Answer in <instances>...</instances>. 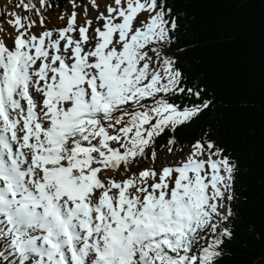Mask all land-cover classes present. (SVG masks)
Instances as JSON below:
<instances>
[{
  "label": "snow or ice",
  "instance_id": "snow-or-ice-1",
  "mask_svg": "<svg viewBox=\"0 0 264 264\" xmlns=\"http://www.w3.org/2000/svg\"><path fill=\"white\" fill-rule=\"evenodd\" d=\"M39 2L0 36V264H217L235 162L205 134L156 166L155 139L210 104L169 55L172 8L90 0L53 26Z\"/></svg>",
  "mask_w": 264,
  "mask_h": 264
},
{
  "label": "trees",
  "instance_id": "trees-1",
  "mask_svg": "<svg viewBox=\"0 0 264 264\" xmlns=\"http://www.w3.org/2000/svg\"><path fill=\"white\" fill-rule=\"evenodd\" d=\"M87 0H71V2ZM70 0H45L46 10ZM177 19L170 55L209 108L155 139L156 162L175 138L183 150L205 137L235 162L231 239L217 264H264V0H166ZM183 107L194 97L173 95ZM192 142V143H191ZM175 150V148L173 149ZM151 151L145 161H151ZM152 162V161H151Z\"/></svg>",
  "mask_w": 264,
  "mask_h": 264
},
{
  "label": "rangeland",
  "instance_id": "rangeland-1",
  "mask_svg": "<svg viewBox=\"0 0 264 264\" xmlns=\"http://www.w3.org/2000/svg\"><path fill=\"white\" fill-rule=\"evenodd\" d=\"M100 2V4L98 3ZM110 0H98L96 1V3H98L100 5V10L103 11L104 10V6L109 3ZM30 4V5H35L36 8L40 7V2L39 0H0V35L4 36L6 33H10L13 32L14 29L8 25L7 23H5L7 20H9L11 17L9 15V13H15L21 17H25L27 16L30 20H36L37 22H39L40 17H38L35 14V11H28L25 12L23 7H21V4ZM85 7H87V11L89 16H93V15H97L98 13L95 11V9L91 6V2L89 3H84V4H79L78 7H76V9L73 8V6L71 5L68 8H65L62 10H56V11H52V12H46V15L42 13L41 11V15L42 16H51V21L53 26H61L63 25L66 21L62 20L60 17L61 15H68L71 14L74 10L77 11L78 15H77V19L78 22L80 21V15L83 14ZM170 55V52H169ZM188 150H183L179 155H176L175 157H173L172 153H168L167 155V159H164L162 161L161 164H158L157 167H160L162 165L165 164H171L174 163L175 160H179L183 157V155H185L187 153ZM142 159V162L140 164L141 168H145L148 167L152 162L151 161H144Z\"/></svg>",
  "mask_w": 264,
  "mask_h": 264
},
{
  "label": "bare ground",
  "instance_id": "bare-ground-1",
  "mask_svg": "<svg viewBox=\"0 0 264 264\" xmlns=\"http://www.w3.org/2000/svg\"><path fill=\"white\" fill-rule=\"evenodd\" d=\"M63 11V10H62ZM64 12V11H63ZM192 143V142H191Z\"/></svg>",
  "mask_w": 264,
  "mask_h": 264
}]
</instances>
